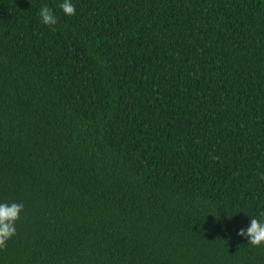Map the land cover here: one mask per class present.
<instances>
[{"label":"trees","instance_id":"16d2710c","mask_svg":"<svg viewBox=\"0 0 264 264\" xmlns=\"http://www.w3.org/2000/svg\"><path fill=\"white\" fill-rule=\"evenodd\" d=\"M62 2L0 0V264H264V0Z\"/></svg>","mask_w":264,"mask_h":264},{"label":"clouds","instance_id":"9594fccd","mask_svg":"<svg viewBox=\"0 0 264 264\" xmlns=\"http://www.w3.org/2000/svg\"><path fill=\"white\" fill-rule=\"evenodd\" d=\"M59 8L67 16L76 14L72 0H63ZM38 15L42 24L54 30V26L58 24V17L52 8L44 5L40 8ZM23 211L24 205L22 203H0V249H6L7 242L17 234L16 223L20 220ZM261 216L264 217V212L261 213ZM238 235L247 237L249 244L253 246H264V220L253 217L250 226L241 229Z\"/></svg>","mask_w":264,"mask_h":264}]
</instances>
